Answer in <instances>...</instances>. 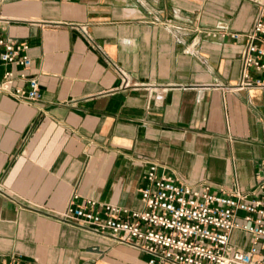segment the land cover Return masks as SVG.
I'll use <instances>...</instances> for the list:
<instances>
[{
    "label": "crops",
    "instance_id": "0c3cea01",
    "mask_svg": "<svg viewBox=\"0 0 264 264\" xmlns=\"http://www.w3.org/2000/svg\"><path fill=\"white\" fill-rule=\"evenodd\" d=\"M257 9L249 0H0V37L28 42L27 77L41 88L38 101L0 90V261L150 264L148 252L64 214L87 199L96 211L142 210L151 164L213 192L264 185V72L253 66L260 83L235 87L246 38L230 35L249 30ZM8 69L28 88L23 69L1 58L0 81ZM232 234L238 247L251 241Z\"/></svg>",
    "mask_w": 264,
    "mask_h": 264
},
{
    "label": "built area",
    "instance_id": "2783aa9c",
    "mask_svg": "<svg viewBox=\"0 0 264 264\" xmlns=\"http://www.w3.org/2000/svg\"><path fill=\"white\" fill-rule=\"evenodd\" d=\"M249 1L258 8L251 28L230 34L235 39L246 38L242 79L236 88L260 83V79L250 77L253 66L264 72V0ZM0 45L4 47L1 60L19 65L23 69L20 77H26L29 84L25 89L14 86L15 73L8 69L0 81V90L22 101H38L40 83L26 73L32 65L27 54L28 42L0 37ZM118 69L123 86L129 85L128 74ZM157 169L158 165L151 164L148 181L141 188L142 210L104 204V211H96L93 209L96 201L87 199L85 204H71L64 218L148 252L150 264H264V185L249 192L238 189L213 192L209 184L197 187L187 181L159 176ZM235 230L251 235L247 247L233 244ZM0 264L23 263L1 260Z\"/></svg>",
    "mask_w": 264,
    "mask_h": 264
},
{
    "label": "rangeland",
    "instance_id": "374dc122",
    "mask_svg": "<svg viewBox=\"0 0 264 264\" xmlns=\"http://www.w3.org/2000/svg\"><path fill=\"white\" fill-rule=\"evenodd\" d=\"M240 222H242V220H240Z\"/></svg>",
    "mask_w": 264,
    "mask_h": 264
}]
</instances>
